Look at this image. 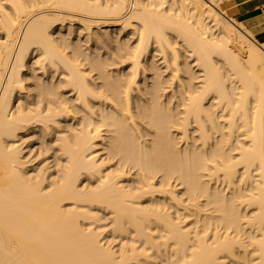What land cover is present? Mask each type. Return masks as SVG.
I'll return each mask as SVG.
<instances>
[{
	"label": "bare ground",
	"instance_id": "1",
	"mask_svg": "<svg viewBox=\"0 0 264 264\" xmlns=\"http://www.w3.org/2000/svg\"><path fill=\"white\" fill-rule=\"evenodd\" d=\"M0 264H264V41L232 0H0Z\"/></svg>",
	"mask_w": 264,
	"mask_h": 264
},
{
	"label": "crops",
	"instance_id": "2",
	"mask_svg": "<svg viewBox=\"0 0 264 264\" xmlns=\"http://www.w3.org/2000/svg\"><path fill=\"white\" fill-rule=\"evenodd\" d=\"M232 1L236 9V19L243 22L258 40L264 41V0Z\"/></svg>",
	"mask_w": 264,
	"mask_h": 264
},
{
	"label": "rangeland",
	"instance_id": "3",
	"mask_svg": "<svg viewBox=\"0 0 264 264\" xmlns=\"http://www.w3.org/2000/svg\"><path fill=\"white\" fill-rule=\"evenodd\" d=\"M83 43H84V42L82 41V42H81V44L83 45V46H82V49H84V47L86 48V45L84 46ZM100 51H101V54H104V53H106V52H108V51H109V53H110V50H108V49H105V50H104V49H103V50L100 49ZM104 55H106V54H104ZM35 144H37V146H36V145L33 146V149H35L34 151H36L39 147H42V146L40 145V144H41L40 141H39V145H38V143H35ZM37 160H38V159H35V160L33 161V163L36 162ZM171 183H173V184H175V185L177 184V182H172V181H171ZM175 185H174V186H175ZM177 188H179L178 185H177ZM177 188H176V189H177ZM168 207H169V204H168ZM112 244L115 245V244H116V241H115V242H112Z\"/></svg>",
	"mask_w": 264,
	"mask_h": 264
}]
</instances>
